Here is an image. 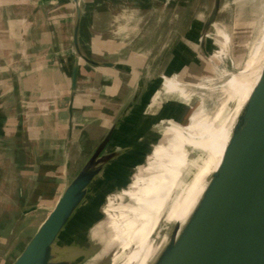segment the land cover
Here are the masks:
<instances>
[{
    "label": "crops",
    "instance_id": "1",
    "mask_svg": "<svg viewBox=\"0 0 264 264\" xmlns=\"http://www.w3.org/2000/svg\"><path fill=\"white\" fill-rule=\"evenodd\" d=\"M211 5L79 0V45L100 63L92 65L73 49V0H0V264L21 252L43 221L29 220L46 217L111 128L119 137L148 123L129 132L144 157L163 141L153 137L163 135L155 125L163 77L204 65ZM144 137L153 142L143 146Z\"/></svg>",
    "mask_w": 264,
    "mask_h": 264
},
{
    "label": "water",
    "instance_id": "2",
    "mask_svg": "<svg viewBox=\"0 0 264 264\" xmlns=\"http://www.w3.org/2000/svg\"><path fill=\"white\" fill-rule=\"evenodd\" d=\"M73 1V49L85 62L99 65L81 51V9L79 0ZM221 1L213 0L202 24L201 49L218 20ZM72 81L75 87V73ZM115 132V127L111 128L97 144L10 264L83 261L82 253L77 255L66 238L78 234L77 245H87L81 241L90 223L80 226L83 234L72 228L99 190L105 173L126 153L122 148H109L117 139ZM164 220L163 217L158 221L152 234L157 248L148 264H264V62L258 80L235 117L219 164L208 176L191 211L182 223ZM128 250L129 247L125 251ZM118 251L124 250L119 247ZM114 258L115 255L111 264L124 260Z\"/></svg>",
    "mask_w": 264,
    "mask_h": 264
},
{
    "label": "rangeland",
    "instance_id": "3",
    "mask_svg": "<svg viewBox=\"0 0 264 264\" xmlns=\"http://www.w3.org/2000/svg\"><path fill=\"white\" fill-rule=\"evenodd\" d=\"M211 2H213V0H211ZM263 15L264 0L221 1V10L219 12L218 20L215 26L212 27L210 33V36L213 38L211 39L213 45L208 48L209 50L207 49L208 54L205 56V59L202 60L204 61V65L199 67L198 70L195 68V70L192 69V71H188V75H166L165 79L162 81V86L167 85L169 88L163 91L164 97L162 98V101L158 103L159 107L162 108L165 106L166 108L164 107L162 109L170 110L169 112L173 114V118L177 121H172L171 119L167 118L158 120L157 124L165 123L169 128L170 126L174 127L183 125L189 120L203 115L201 108H204L208 115L214 114L223 98V95L219 89V85L221 86L224 83L230 73L237 72L244 65L246 58L248 57L253 45L256 43L259 37L260 30L262 29ZM217 32L227 33L229 35V50L220 56H212L213 51L218 50V45L215 43L214 39V35ZM178 76L183 82H192V84L197 82L202 85L215 86L217 89L215 88V90H213L202 87L200 88L194 85L186 87L188 91H190L192 95L195 96V99L191 96V94H189L190 92L188 93V91H185L180 87L176 89L177 85L174 84L173 80ZM199 96L202 98L201 102L197 99ZM139 122L135 121L132 125L136 126V124H139ZM140 125L142 126L140 127V130L142 131L143 128L148 126V123ZM149 126L153 127L152 122ZM130 127L132 126H129V128L125 130V134H121L119 137H117V139L114 141V144L109 148L121 144L124 141L123 139L126 138L127 134L132 130L137 132L140 131L137 129L138 126L135 128ZM156 128H158V126H156ZM174 131L175 132L165 130V133H171V135H153V137L156 141L167 140V142H170L171 144H176V147L179 148L177 153H173V150L172 152L167 151L161 153V155H155L157 157V161H153V155L143 157L142 159V164H145L148 159H151L150 161L155 163L154 169L156 171L154 170L155 172L152 173L153 176L155 175L156 180L159 181L155 184L156 187H153L152 192L156 193L165 190L164 187L160 186V183L164 179L170 181V183H176L186 178H194L196 176H204L207 173H211L216 169L221 159V155L225 147L224 144H226L224 142H222L221 145L212 148V151L210 150L209 153L207 152L205 155L200 156L197 160L195 159L197 162L193 163L197 164L195 165L196 168L192 172H188V169L185 175L182 174L183 176H178L179 170H177L174 165L179 159H183L185 157L184 155H187L185 149L194 139L192 135L196 136V131H191L190 128L187 129L185 126H180ZM157 132L163 133L159 130H157ZM187 135H189L191 139L187 140ZM184 139L186 143L182 142ZM224 139L226 140V137ZM149 140H152V137H150ZM178 141H180L181 144H179ZM128 159L129 158L125 155L122 157V160L117 161L105 173L104 181L99 187V190L96 192L93 199H90V202L84 206L79 215V219L73 225L72 229L78 230V233L83 234L84 232L81 230L80 226L82 227L90 223V227L85 234L86 237L84 235L81 241L87 245L82 247L77 245L75 238L78 236V234H69V236L66 238V240L69 239L70 241L68 242V245H71V248H76V250H74L75 253L77 255L82 253L84 256V259L80 264H111V258L117 253L119 247L121 246L120 245L118 247L114 244V246L110 247L108 238L110 235V225H112V221L116 218H119L118 211H120V209L124 210V208L131 203V201H129L131 200L129 197L118 203L114 198L117 194V191L113 188V183L115 181L121 180L125 183H130L133 176L135 175L134 172L136 171L137 167L134 166L131 170L132 165L129 163L130 160ZM123 161L125 164H123ZM163 165L164 168H160L163 167ZM153 176L151 175V177ZM140 194L142 195V193ZM135 196L139 197L140 195ZM135 196L131 198L133 199ZM43 219V217L38 216L31 218L29 221L34 223L33 220H35V222L38 223ZM28 235H31V232L28 233L27 236ZM16 255L17 253H15V256L11 258V262L16 258Z\"/></svg>",
    "mask_w": 264,
    "mask_h": 264
},
{
    "label": "bare ground",
    "instance_id": "4",
    "mask_svg": "<svg viewBox=\"0 0 264 264\" xmlns=\"http://www.w3.org/2000/svg\"><path fill=\"white\" fill-rule=\"evenodd\" d=\"M210 33L211 31L209 32L207 38L213 39L210 36ZM214 39L215 43L218 45V50H214L212 56H220L221 54L228 52L230 37L227 33L217 32L214 35ZM263 62L264 15L259 37L246 58L244 65L237 72L230 73L224 83L221 86L219 85L223 98L219 103L218 109L213 115H208L204 108L200 107L203 115L195 117L187 123L177 126L176 128L172 127L173 129H171V127H167V124L165 123L157 124L158 120L165 119L166 117L169 118L170 110L162 109L165 107L164 106L156 111L158 120L155 121V125H158L161 129H163V135H168L165 133V129L175 132L174 130L180 126H185L187 129L190 128L191 131H196V136L192 135L194 138L191 141L192 143L190 142L188 147L185 149L187 155H184L185 157L183 159H179L174 165V167L179 170L178 176L182 174L185 175L188 169V172H192L196 168L195 165L197 164L194 163L197 162L196 160L200 156L205 155L207 152L209 153L210 150L212 151V148L221 145L222 142L226 143L236 115L258 80ZM165 77L166 76L163 77V80ZM173 82L177 85L176 89L180 87L185 91H188L186 87L192 85L213 90L216 88L215 86L202 85L197 82L193 84L192 82H183L180 80L179 76L175 77ZM165 86L166 85H161L159 90L163 92L164 88H166ZM189 92L190 91H188V93ZM189 94L195 98L191 92ZM197 99L200 102L202 101L200 96ZM225 137L226 140L224 139ZM186 139L188 140L191 138L187 135ZM123 140L124 141L121 144L114 147L125 149L126 152L118 161L122 160V157L126 155V157L129 158L128 160H130L129 163L132 165L131 170L134 166L137 168L130 183H125L121 180H117L113 183V188L117 191V194L114 197L117 202L119 203L123 199H127L129 197L131 199L129 200L131 203L128 204L124 210L120 209V211H118L119 218L112 221L108 242H110V247L114 246V244L118 247L121 245V249L124 250L121 253L118 251L115 254V258L113 259L114 261L118 257V259H124L121 264H148L151 254L157 248V245H154L152 234L158 221L164 217L165 222L172 221L182 223L194 206L199 194L204 189L210 173H207L204 176L186 178L176 183H170V181L164 179L160 183V186L164 187L165 190L156 193L152 192L153 187H156L155 184L159 181L156 180L155 175L153 176V173L156 171L154 169L155 163L151 162V159H148L145 164H142L145 151L143 149L139 151L135 150L136 146L132 141L130 133L127 134L126 138ZM152 142L153 140L148 141V138L144 137L142 145L145 146L146 143ZM178 142L181 144L180 141ZM182 142H185V139L184 141L182 140ZM155 146L156 147L152 148V152L150 153L153 155V161H157V157L155 155H161V153L167 151L172 152L174 150L173 153H177L179 151L176 144H171L170 142H167V140L161 141L159 145ZM144 148L146 149L147 146ZM123 164H125L124 161ZM160 168H164V165ZM151 175L153 177H151ZM140 193H142V195ZM131 195L140 196H135V198L132 199L131 197L133 196ZM128 247L130 250L127 252L125 250Z\"/></svg>",
    "mask_w": 264,
    "mask_h": 264
},
{
    "label": "flooded vegetation",
    "instance_id": "5",
    "mask_svg": "<svg viewBox=\"0 0 264 264\" xmlns=\"http://www.w3.org/2000/svg\"><path fill=\"white\" fill-rule=\"evenodd\" d=\"M176 112V111H175Z\"/></svg>",
    "mask_w": 264,
    "mask_h": 264
}]
</instances>
